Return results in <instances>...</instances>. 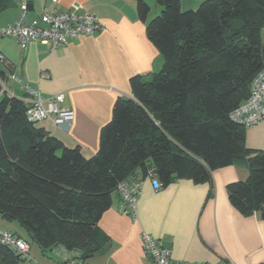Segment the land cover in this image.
Listing matches in <instances>:
<instances>
[{"label": "trees", "instance_id": "trees-1", "mask_svg": "<svg viewBox=\"0 0 264 264\" xmlns=\"http://www.w3.org/2000/svg\"><path fill=\"white\" fill-rule=\"evenodd\" d=\"M156 1L162 10L150 20L146 0L137 10L163 67L131 77L133 96L116 99L95 155L66 146L28 120L23 99L2 94L0 214L45 251L65 248L86 264L108 242L100 219L118 184L149 173L164 187L210 181L213 170L242 164L249 174L228 184L229 199L264 221V150L247 147L248 127L231 117L264 67V0H205L187 11L180 0ZM11 5L0 0V12ZM6 79L0 68V93ZM21 259L0 244V264Z\"/></svg>", "mask_w": 264, "mask_h": 264}, {"label": "crops", "instance_id": "crops-1", "mask_svg": "<svg viewBox=\"0 0 264 264\" xmlns=\"http://www.w3.org/2000/svg\"><path fill=\"white\" fill-rule=\"evenodd\" d=\"M146 1L151 6L150 20L162 7L156 0ZM204 1L180 0L181 8L197 9ZM11 2L0 12V28L21 16L19 0ZM50 8L93 12L102 28L56 49L36 41L22 49L15 38L0 33V54L5 58L0 68L7 74L0 96L5 92L25 99L29 96L25 85L45 96L63 93L62 106L74 112L71 124L62 127L44 120L37 126L68 147L80 146L84 155L91 157L98 151L101 129L111 119L116 99L133 96L131 77L161 70L164 60L147 36L137 0H34L26 22L32 23ZM11 74L21 81L12 80ZM246 145L264 150V119L246 129ZM248 174L244 165L232 164L213 170L210 181L181 178L159 188L151 177H144L136 218L118 210L121 197L115 192L100 219L110 246L94 255L98 256L96 264H155L144 251L143 232L170 248L174 261L264 264V221L257 213L244 215L236 209L227 190L229 183L244 180ZM71 254L59 247L45 251L30 244V255L42 264H65V257Z\"/></svg>", "mask_w": 264, "mask_h": 264}, {"label": "built area", "instance_id": "built-area-1", "mask_svg": "<svg viewBox=\"0 0 264 264\" xmlns=\"http://www.w3.org/2000/svg\"><path fill=\"white\" fill-rule=\"evenodd\" d=\"M57 3L58 0H52ZM21 8L20 18L0 28L3 36H10L17 40L22 49H26L30 42L36 41L48 45L51 49L59 48L68 41L82 35H92L102 28L101 22L93 12L79 14L75 11H61L57 8L45 9L38 19L32 23L26 22L29 9V0H19ZM0 61L5 58L0 54ZM12 80L18 77L10 75ZM29 95L23 99L27 105L28 120L39 123L50 120L58 126H68L74 119V112L62 106L64 94L57 93L45 96L41 91L25 85ZM231 117L246 127L253 126L264 119V67L257 73L251 84L249 97L238 107L231 111ZM148 177L153 179L155 187H160L157 180L149 173ZM143 178L132 176L118 184L117 192L121 197L119 211L131 217H137V198L140 193ZM143 248L145 253L153 259L155 264H211L208 262H185L174 261L171 258V249L163 246L157 238L149 233H142ZM0 244L7 246L19 254L22 258L34 262L30 255L29 242L16 235L10 230L0 227ZM66 254L68 251L61 248ZM76 253L65 257V264H82L76 259ZM219 264H238L235 262L222 261Z\"/></svg>", "mask_w": 264, "mask_h": 264}, {"label": "rangeland", "instance_id": "rangeland-1", "mask_svg": "<svg viewBox=\"0 0 264 264\" xmlns=\"http://www.w3.org/2000/svg\"><path fill=\"white\" fill-rule=\"evenodd\" d=\"M160 12L161 11H158L157 14L154 16H157ZM1 99H2V97L0 96V101H1ZM0 226L3 229L11 230L13 233L24 237L33 246L37 245L32 240V238L30 237L28 230L18 220H15V219L8 220L7 218H3L2 214H0ZM31 257L36 259V261H37L36 264H42L41 261L39 259H37L35 256L31 255ZM97 257H98L97 255L93 256V257L89 258L87 262L91 263V264H96L97 263L96 261L98 259ZM56 259L59 260L57 257H56ZM18 264H35V263H33L32 261H30L28 259L22 258Z\"/></svg>", "mask_w": 264, "mask_h": 264}, {"label": "water", "instance_id": "water-1", "mask_svg": "<svg viewBox=\"0 0 264 264\" xmlns=\"http://www.w3.org/2000/svg\"><path fill=\"white\" fill-rule=\"evenodd\" d=\"M29 10H32L33 9V7H34V0H29ZM109 246H110V243H107L106 245H105V249H109Z\"/></svg>", "mask_w": 264, "mask_h": 264}]
</instances>
